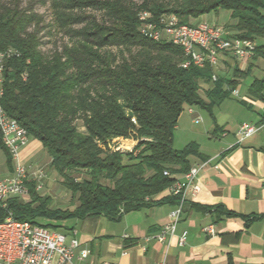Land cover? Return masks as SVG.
I'll return each mask as SVG.
<instances>
[{"label": "trees", "instance_id": "trees-1", "mask_svg": "<svg viewBox=\"0 0 264 264\" xmlns=\"http://www.w3.org/2000/svg\"><path fill=\"white\" fill-rule=\"evenodd\" d=\"M51 6L58 29L68 28L77 39L45 55L38 48L35 16L21 10L17 0H0V49L19 52L7 62L1 106L41 143L50 167L77 204L49 208L50 198L40 196L30 182L29 200L10 198L0 207V222L11 212L19 220L58 230L59 225L41 220L118 219L151 203L189 170L187 157L198 154L194 142L180 150L173 147L184 107L210 112L228 94L223 90L228 80H213L209 64L182 67L185 57L179 46L144 36L137 14L174 15L192 24L190 19L225 9L233 21V37L254 40L255 52H264V0H53ZM86 7L98 10L101 19L93 17L80 30H71L85 18L68 11ZM31 23L33 30H27ZM201 83L210 87L203 89ZM115 138L136 143L131 151L112 150ZM0 149L9 164L1 136ZM74 171L85 177L77 180L71 176Z\"/></svg>", "mask_w": 264, "mask_h": 264}, {"label": "crops", "instance_id": "crops-1", "mask_svg": "<svg viewBox=\"0 0 264 264\" xmlns=\"http://www.w3.org/2000/svg\"><path fill=\"white\" fill-rule=\"evenodd\" d=\"M221 11L214 12L213 21H191L219 26L232 37L233 21L230 18L225 25L219 23ZM214 74L228 80L223 88L227 96L210 112L185 106L174 130L173 147L180 150L190 142L196 143L198 154L189 155L187 160L189 166H203L197 176L199 191L182 204L173 234L163 242L156 239L178 205L168 189L118 219L98 215L44 219L42 223L59 225L56 231L75 237L80 249L89 250L86 261L92 264H264V52L243 59L221 53ZM201 87L210 85L201 83ZM244 122L260 128L239 140L236 130ZM42 148L29 136L20 149V160L25 166L37 168L27 162ZM8 172H12V166ZM208 225L214 228L212 236L202 231ZM183 232L185 240L179 244ZM78 254L77 250L75 261L83 264L76 259ZM51 264H57L56 260Z\"/></svg>", "mask_w": 264, "mask_h": 264}, {"label": "built area", "instance_id": "built-area-1", "mask_svg": "<svg viewBox=\"0 0 264 264\" xmlns=\"http://www.w3.org/2000/svg\"><path fill=\"white\" fill-rule=\"evenodd\" d=\"M137 17L139 31L143 32L144 36L156 42H174L182 49L185 57L182 67L190 65L203 67L209 64L215 68L219 54L229 52L235 58L243 59L251 57L257 46L254 40L230 37L223 28L206 22L181 23L174 15H160L154 18L151 12L137 14ZM18 56L17 50L16 53H8L7 47L0 49V136L12 163V172L7 176H0V207H6L8 200L12 197L28 196L30 182L35 183L36 191L41 190L42 181L45 179V173L41 168L25 166L20 160V149L27 143L29 135L14 118L6 114L1 106L7 62ZM212 79H216L215 74L212 75ZM188 110L192 112L191 108ZM131 121L135 122L134 118ZM259 128L244 122L238 125L236 134L239 140H242L257 132ZM202 166L203 164L191 166L168 188L172 195L178 197V205L169 213V222L156 235L159 242H163L168 234H173L180 218L182 204L188 196L193 197L198 193L197 176ZM163 174L170 175L167 170ZM119 213H122V209ZM202 231L211 236L215 234L212 225L203 227ZM185 235V232L180 235L179 244L184 243ZM79 247V241L75 237L68 238L59 231L39 224L38 226L22 224V220L15 218L11 212L0 222V264H51L54 260L57 264H77L75 261L77 250L79 251L76 257L78 261L84 262L83 264H92L91 261H86L89 250Z\"/></svg>", "mask_w": 264, "mask_h": 264}, {"label": "rangeland", "instance_id": "rangeland-1", "mask_svg": "<svg viewBox=\"0 0 264 264\" xmlns=\"http://www.w3.org/2000/svg\"><path fill=\"white\" fill-rule=\"evenodd\" d=\"M7 3L12 0H3ZM18 7L28 13L29 15L35 16L39 21L38 23V33L37 37L40 40L39 50L45 54L49 55L55 48L63 47L66 44L74 43L77 37L72 36L71 33L66 32L68 28L64 30L58 29L57 24L54 22L53 13H52V2L53 0H17ZM63 1V0H59ZM138 2V0H134ZM70 14H78L81 17L85 18V21L82 23L72 24L69 28L71 30H80L86 21L95 17L96 20L101 19V13L98 10L92 9L91 7H86L84 9H74L68 11ZM219 17V23L226 24L230 22V14L227 10L222 9ZM214 12H210L208 16L205 14L198 17V20L201 18L208 22V20L213 21ZM191 21V19H190ZM192 24L193 21H191ZM34 23H31L27 30H33ZM227 31H231L230 27H227ZM202 116L203 113H202ZM201 124V123H200ZM79 130H83L81 123H77ZM195 126H200L199 124ZM136 141L132 138H117L111 142L112 150H115V147H119L120 150L129 151L133 149ZM50 158L47 152L42 148L40 154H36L32 159L27 163L34 165V167L41 168L45 173V182L41 190L37 191L38 194H44V197L50 198L49 208H59L65 209L70 208L77 204L76 196H73L69 190H67L62 184V177L58 175L49 165ZM12 166V163L9 164L6 161L4 152L0 149V176L4 177L9 175V167ZM71 176L75 177L77 180L85 177L83 172L74 171L71 172ZM22 201H28L29 195L22 198L19 197Z\"/></svg>", "mask_w": 264, "mask_h": 264}, {"label": "bare ground", "instance_id": "bare-ground-1", "mask_svg": "<svg viewBox=\"0 0 264 264\" xmlns=\"http://www.w3.org/2000/svg\"><path fill=\"white\" fill-rule=\"evenodd\" d=\"M142 34H143V32H141ZM171 43H173V44H175L174 42H171ZM7 52L8 53H15V50H13L12 48H7ZM115 149H119V147H115ZM22 224H29V226H38V224H36V223H31V222H29V221H24V220H22Z\"/></svg>", "mask_w": 264, "mask_h": 264}]
</instances>
